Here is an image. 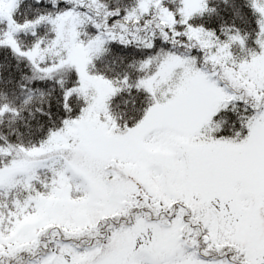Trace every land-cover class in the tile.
<instances>
[{"label":"snow or ice","instance_id":"1","mask_svg":"<svg viewBox=\"0 0 264 264\" xmlns=\"http://www.w3.org/2000/svg\"><path fill=\"white\" fill-rule=\"evenodd\" d=\"M0 264H264V0H0Z\"/></svg>","mask_w":264,"mask_h":264}]
</instances>
